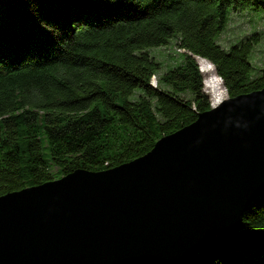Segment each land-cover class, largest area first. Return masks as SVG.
Here are the masks:
<instances>
[{"label":"trees","instance_id":"trees-1","mask_svg":"<svg viewBox=\"0 0 264 264\" xmlns=\"http://www.w3.org/2000/svg\"><path fill=\"white\" fill-rule=\"evenodd\" d=\"M252 10L264 0H0V196L114 168L194 122L211 108L196 57L229 98L262 89L260 34L216 43L231 13ZM174 36L181 64L159 74L149 49ZM193 264H264V195L239 240Z\"/></svg>","mask_w":264,"mask_h":264},{"label":"water","instance_id":"water-1","mask_svg":"<svg viewBox=\"0 0 264 264\" xmlns=\"http://www.w3.org/2000/svg\"><path fill=\"white\" fill-rule=\"evenodd\" d=\"M264 195V87L150 151L0 196V264H193Z\"/></svg>","mask_w":264,"mask_h":264},{"label":"rangeland","instance_id":"rangeland-1","mask_svg":"<svg viewBox=\"0 0 264 264\" xmlns=\"http://www.w3.org/2000/svg\"><path fill=\"white\" fill-rule=\"evenodd\" d=\"M253 33H259L261 38L260 43L255 47L252 53V64L257 68H262L264 66V12L261 10L231 13L230 19L225 29L217 37L216 43L227 51L231 45L238 43L245 36ZM181 53H183V51L178 50L176 47V36L172 37L166 45L149 49V54L160 64L159 74L180 65L183 57ZM201 74L203 77V91L208 96L209 101L213 102L210 93L205 88V81L209 79L210 76L204 73ZM155 79V77L151 78L152 85H154ZM140 91L141 90L138 89L135 93H140ZM223 92V99H225L227 95L225 90Z\"/></svg>","mask_w":264,"mask_h":264},{"label":"bare ground","instance_id":"bare-ground-1","mask_svg":"<svg viewBox=\"0 0 264 264\" xmlns=\"http://www.w3.org/2000/svg\"><path fill=\"white\" fill-rule=\"evenodd\" d=\"M196 62L198 63L199 70L201 73L208 74L210 77L205 81V88L210 93L213 102H211V107L213 104L217 105V97L220 101L223 99L224 90L221 85L220 79L215 75L213 68L208 69V62L202 58L196 57Z\"/></svg>","mask_w":264,"mask_h":264},{"label":"clouds","instance_id":"clouds-1","mask_svg":"<svg viewBox=\"0 0 264 264\" xmlns=\"http://www.w3.org/2000/svg\"><path fill=\"white\" fill-rule=\"evenodd\" d=\"M207 67H208V69H212V68L215 67V65L213 63L209 62ZM216 103L217 104L220 103V98L219 97H217V102ZM213 107H216V104H213Z\"/></svg>","mask_w":264,"mask_h":264}]
</instances>
